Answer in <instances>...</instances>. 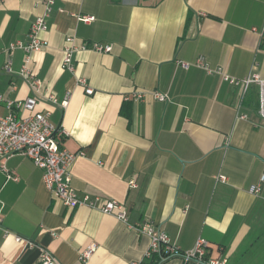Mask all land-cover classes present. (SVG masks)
Masks as SVG:
<instances>
[{
  "label": "crops",
  "instance_id": "obj_1",
  "mask_svg": "<svg viewBox=\"0 0 264 264\" xmlns=\"http://www.w3.org/2000/svg\"><path fill=\"white\" fill-rule=\"evenodd\" d=\"M42 2L0 0V50L29 42ZM83 15L93 19L78 20ZM46 23L40 34L46 45L29 64L34 88L18 75L25 51H10L11 74L0 54V116L10 112L8 101L36 94L35 110L48 111L65 131L60 146L84 152L70 167L72 188L121 202L127 221L63 205L43 185L42 170L14 154L4 164L17 179L0 170V219L36 245L0 233V264H39L41 248L55 264H199L162 259L159 252L146 256L150 237L136 229L144 223L180 250L201 237L209 243L207 257L264 264V120L256 112L257 85L243 97L220 75L179 64L203 56L230 76L255 71L264 78V0H55ZM66 36L86 45L73 53L72 70L61 67ZM94 42L111 51L92 50ZM155 91L169 99L153 98ZM256 184L260 191L250 192ZM91 242L96 249L81 263L79 254Z\"/></svg>",
  "mask_w": 264,
  "mask_h": 264
},
{
  "label": "built area",
  "instance_id": "obj_2",
  "mask_svg": "<svg viewBox=\"0 0 264 264\" xmlns=\"http://www.w3.org/2000/svg\"><path fill=\"white\" fill-rule=\"evenodd\" d=\"M55 0H43L42 11L39 13L31 25L29 31V42L22 44L16 42L11 44L9 48L0 50V54H4L5 61L2 69L4 72L11 74V59L9 57L10 51L20 48L25 51L23 63L18 71L23 79L29 80L30 85L34 88L36 80L34 74L29 67L31 61V54L41 47L45 46V42L40 38V34L47 29L46 19L49 16ZM93 16H78V20L89 22ZM256 28H252L255 30ZM86 48L84 43H77L73 36L65 37V45L63 47V59L61 67L64 69H73L72 58L73 53L78 49ZM91 49L98 52H110L111 45L100 44L94 42ZM180 66L184 69L190 66H195L203 69L207 74H217L221 78L233 85L238 86L242 90V95L245 97L251 85H257V115L264 120V78L257 72L251 71L243 78H236L225 73L222 68H213L209 65L205 57L198 56L192 63L181 61ZM78 82L83 86L86 94H92L93 89L90 86H85L84 78H79ZM137 94L136 97H141ZM153 98L159 101H167L168 95L166 93L155 91L152 93ZM38 96L36 94L28 96L23 100L8 101L6 103L8 114L0 116V170L7 173L8 178L17 179L14 172H9L5 167L4 162L14 154H23L30 158L32 162L42 170V183L51 194L59 200L63 205L73 208L81 205L96 208L99 211L107 214H112L118 220L126 222L127 212L125 206L113 199H104L99 196H91L88 193L78 194L70 183V167L78 156H83V150L72 152L60 146V139L64 136L65 131L59 125L53 124L49 119V112L36 111ZM49 99L56 103V98L49 95ZM62 103L65 102H61ZM15 107L23 111H29L28 114L20 113L14 114L11 110ZM239 117H247L245 113ZM133 184V182H131ZM259 184L252 185L249 191L257 193L260 191ZM136 229L150 237V248L146 252L149 256L152 252H159L161 258L165 259L171 256H179L184 262L193 261L199 264H226V258H212L207 257V248L209 243L204 238L198 237L192 248L188 250H180L168 237L167 234L157 229L149 223L138 224ZM0 233L3 236L12 235L17 244L33 247L36 243L26 237L12 233L10 229L5 227L0 219ZM96 249V244L91 242L80 252L79 260L85 263ZM56 260L49 251L41 248L40 263L39 264H55ZM139 264V263H130Z\"/></svg>",
  "mask_w": 264,
  "mask_h": 264
},
{
  "label": "trees",
  "instance_id": "obj_3",
  "mask_svg": "<svg viewBox=\"0 0 264 264\" xmlns=\"http://www.w3.org/2000/svg\"><path fill=\"white\" fill-rule=\"evenodd\" d=\"M257 106H258V104H257ZM257 108V107H256Z\"/></svg>",
  "mask_w": 264,
  "mask_h": 264
}]
</instances>
